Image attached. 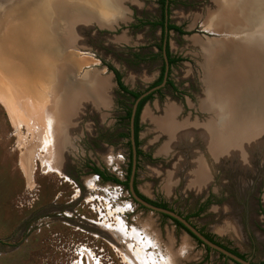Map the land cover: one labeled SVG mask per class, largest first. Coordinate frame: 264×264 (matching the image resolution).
<instances>
[{
	"label": "rangeland",
	"instance_id": "rangeland-1",
	"mask_svg": "<svg viewBox=\"0 0 264 264\" xmlns=\"http://www.w3.org/2000/svg\"><path fill=\"white\" fill-rule=\"evenodd\" d=\"M155 2L125 0L119 21L96 26L85 24L89 16L82 12L72 23L69 0H0V90L8 99L5 104L0 98V264H92V259L127 264L97 225L103 219L113 225L107 211L126 203L130 209L116 213L126 229L145 230L163 257L173 255L171 264H233L207 254L170 219L138 206L122 187L88 171L94 166L107 176L125 178L130 152L125 115L133 101L118 91L112 70L132 91L143 92L156 81L160 30L148 24L159 20ZM229 13L245 30L237 22L233 24L239 29H233ZM169 17L182 30L169 32L170 55L177 60L169 70V85L140 108L135 186L145 197L188 217L196 229L253 262H263L264 139L216 154L196 126L185 125V138L165 147L166 134L155 121L170 107L179 124L212 122L211 129L220 135L232 128L218 97L211 95L215 103L207 105V79L215 62L232 58L229 43L245 46L260 40L264 48V2L172 0ZM40 94L44 105L36 114L33 102ZM74 94L81 98L80 109L65 123L64 104ZM254 98L255 104L246 95L236 106L226 105L227 110H241L235 125L243 123L246 112H264V92ZM50 111L52 145L43 140ZM197 159L205 170L198 186L190 182ZM47 161L60 173L50 170Z\"/></svg>",
	"mask_w": 264,
	"mask_h": 264
},
{
	"label": "bare ground",
	"instance_id": "bare-ground-1",
	"mask_svg": "<svg viewBox=\"0 0 264 264\" xmlns=\"http://www.w3.org/2000/svg\"><path fill=\"white\" fill-rule=\"evenodd\" d=\"M262 1L264 2V0ZM229 14L231 16L230 21L232 22L230 23L231 26H233V29L237 26V24H239V26L243 25L242 28L245 30V24H243L242 22L240 23V21L235 18L234 14ZM234 22H237V24H233ZM237 29L239 28L236 27V30H234L237 31ZM240 30L242 31V29ZM258 30H262V27H259ZM261 34L264 35V28ZM234 35L235 34H233V36ZM229 44L230 45L228 46L231 49L230 53L232 58L228 61H224L223 64L220 62H215L217 63V66L215 65L216 68L212 71V73L210 72L212 78L209 77L207 79L209 81L208 92L210 95L209 99L207 96V105L215 103L214 98L216 97H218L217 100H219L220 98H222V96H227L230 97V102L233 103L234 106H236L238 101L240 102L246 95H248L252 101L255 99L254 97L258 95V93L264 92V48L261 45V41L257 40L252 44H246L245 46L237 44L236 42H231ZM256 79H260V84L256 83ZM98 88H101V86H99ZM94 93H96L95 90ZM211 95H214L216 97H211ZM41 96L42 95L40 94L38 100H33L34 111L36 114H41L43 110L42 107L44 104L42 102ZM96 97H99V95ZM80 101L81 98L79 94H74L70 101L67 102V104H64L63 112L65 117L63 118L64 120H62L65 121V123H67V121L69 122L71 118H75L78 110L80 109ZM252 104L255 103L252 101ZM61 105L63 106V104ZM174 114L175 111L173 110V108L169 107L165 111L164 116L159 120L156 119L155 121L158 128H160V130L166 134L167 140L165 147H172L175 141H178L177 139L185 138L184 136L188 132H184L183 130L185 128V125L192 127L196 126L197 132L200 133L199 135L207 143L210 151L215 152L216 154H218V152H224L227 149H229V151H240L245 145L249 146V143L251 141L253 142L255 140L258 141L260 139H264V122L262 121L263 116L261 114L257 115L258 113L255 112V109L251 110L249 114L246 112V117H242L243 119L248 118V120H244L243 123L240 122L238 123V125L232 126L230 130L228 129V131H224L222 133L223 135H220L219 131L215 132L216 129L214 131L213 129H211L213 126L212 122L209 124L207 123L208 125H197L187 122L179 124L177 123V121H175ZM53 125L54 117L51 112L50 119L45 126V134L47 136L43 139L45 140V144L52 145ZM233 141H235V143ZM52 158L53 157H51V159ZM47 164L50 170L60 173L57 168L52 167L50 161ZM176 166L177 165L174 166V169ZM191 171L193 172H191L193 176L190 182L197 186L202 185L205 180V170L204 167H202L201 160L197 159V161L194 162L191 167ZM86 187H89L88 189L90 190L92 188L91 182H86ZM129 209L130 205L126 203L122 207H119L113 211H107L108 216L114 217L116 222L112 225L109 222L107 223L106 219H103L101 222L97 223L98 227L100 228V230L108 234L109 240H111V243L114 244V247L122 253L123 260L127 264H171V257L173 255H170L169 253L168 255L163 257V254L160 252L158 246L156 245L157 242H154V240L144 232L145 230H138L135 227L126 229V224L122 216L117 215L116 213L122 214L124 211ZM121 244L123 246H121ZM82 255H86V258L88 256L87 259H90V257L92 258V255L88 254V252L85 251ZM90 261L92 262V264H97L94 262L96 261L94 259Z\"/></svg>",
	"mask_w": 264,
	"mask_h": 264
},
{
	"label": "flooded vegetation",
	"instance_id": "flooded-vegetation-1",
	"mask_svg": "<svg viewBox=\"0 0 264 264\" xmlns=\"http://www.w3.org/2000/svg\"><path fill=\"white\" fill-rule=\"evenodd\" d=\"M171 3H172V0H162V4L160 3V0H156L155 4H157V5L159 6V11H160L159 20L156 21V22H151V23L148 22L149 25H151V26H153V27H158L159 30H160L159 43L157 44V46H156V45H154V46H156L157 49H158V51H159L160 53H162V55L160 56V58H161L162 60H161V65H160V67H159V75H158V77L162 76V77H161V82H162V80H163V75H164L165 71H167V74H166V80H165L164 85H169L168 74H169L170 67H171V65H172V64H169V60L172 59V56L170 55V51H169V42H168V39H169V32H170V31H174V30H171V29H168V28H167L168 25H173V24L170 23V20H169V19H170L169 15H170V6H171ZM174 26H176V25H174ZM176 27H178V28L180 29V31L182 32V30H181V28H180L179 26H176ZM174 32L179 33V32H177V31H174ZM112 73H113V71H112ZM113 76H114V73H113ZM158 77H157V79H158ZM157 79H156V80H157ZM119 81H120V79H119ZM114 82H115V85H116L118 91L121 92V94L126 95L128 98H131L132 101H134V99H133V98H132L127 92H125V91L119 89V87H118V85H117V83H116V80H115V76H114ZM155 82H156V81H155ZM155 82H154V83H155ZM161 82H160V83H161ZM120 83H121V82H120ZM154 83H152V85H150L148 88H146L143 92H145V91H147V90H149V89H151V88H153V87H156V86H158V85L160 84V83H159L158 85H154ZM121 84H122V83H121ZM122 85H123V84H122ZM123 86H124V85H123ZM124 87H125V86H124ZM160 89H161V87L158 88V89H156V90H153L152 92H150L151 95H152L154 92H158V90H160ZM126 90H127V91H131V92H136V91L129 90V89H127V88H126ZM143 92H136V93H139V95H140V94L143 93ZM150 93H149V94H150ZM135 99H136V98H135ZM141 99H142V98H141ZM139 101H140V100H139ZM139 101L136 103L134 110H133L132 108H130L129 111H126V113H127V112L130 113L129 116L126 117V115H125V117H126L125 119H128L129 122H130L129 136H128V145H129V148H130L128 165H130V170H131V162H132V149H131L132 145H133V148H134V155H135V173H134V178H133V181H132V188H133L134 193H135L140 199H142L143 201H145L146 203H148V204H150V205H152V206H155V207H158V205H163L164 208H162V207H158V208H162V209H167V210L173 211V210L169 209L165 204L160 203V202H155V201H153V200H151V199L145 197L144 195H142L141 193L138 192V190H137V188H136V186H135L136 166H137L138 156H140V151H139V149H138V139H137V131H138L137 120H136V122H135V120H134V116H135V111H136V108H137V105H138ZM133 103H134V102H133ZM132 107H133V104H132ZM137 118H138V117H137ZM75 126H76V125H75ZM75 126H74V124L71 125V127H75ZM135 127H137L136 130H135ZM75 128H76V127H75ZM118 137L122 138L123 135H122V134H119ZM130 137H132V142H131V140H130ZM137 153H138V154H137ZM128 165H127V167H128ZM126 169H127V168H126ZM88 171H89L90 173L94 174V178H99L100 181L111 182V183H113L114 185H117L118 187H122L124 190L127 191L130 200H131L133 203L137 204V203L131 198V196H130V194H129V190H128V183H129L130 172H129V176H128V178H127V182H126V184H124L125 178H124L123 180H121V179H119V178H117V177H114V176H107V175H105L101 170H99L97 167L90 166V167H88ZM125 175H126V174H125ZM103 176L114 178V179H116L118 182L115 183V182H112L111 180H103ZM137 205L140 206L139 204H137ZM140 207H142V206H140ZM142 208H144V207H142ZM144 209H146V208H144ZM174 212H175V211H174ZM176 213H177V212H176ZM177 214H178V213H177ZM160 215H161V214H160ZM178 215H180V214H178ZM162 216H164V215H162ZM180 216H182V215H180ZM164 217H166V216H164ZM182 217L184 218V216H182ZM168 219H169V218H168ZM171 221H172V220H171ZM187 221H188V220H187ZM188 222H189V221H188ZM197 230H198V229H197ZM198 231L201 233V235H202L205 239H207L208 241H210L211 243H213L214 245H216V246L219 247L220 249L224 250L225 252H227V253H229V254H232V255H234V256H237V257H239V258H241V259H244V260L247 259V258L244 257L243 255H241L240 253H238L236 249H234V248L228 246L227 244H225V243H223V242H220V241L215 240L212 236H210V235H208V234H206V233H204V232H202V231H200V230H198ZM185 233H187V232L185 231ZM187 234H188V233H187ZM188 235H189V236H190V237H191V238H192V239H193L198 245H201V246L204 248V250H205V252H206L207 254H208L209 252H214V253L217 254V256H218L220 259H222V260H227V261L232 262L228 257H226L225 255H223L222 253H220V252H218V251H216V250H214V249L208 248L205 244H203V243L200 242L199 240L195 239V238H194L193 236H191L190 234H188ZM197 241H198V242H197ZM237 254H238V255H237ZM240 256H241V257H240ZM250 261H251L253 264L264 263V261H263V262H258V263L253 262L252 260H250ZM232 263H233V264H236V263H234V262H232Z\"/></svg>",
	"mask_w": 264,
	"mask_h": 264
},
{
	"label": "water",
	"instance_id": "water-1",
	"mask_svg": "<svg viewBox=\"0 0 264 264\" xmlns=\"http://www.w3.org/2000/svg\"><path fill=\"white\" fill-rule=\"evenodd\" d=\"M166 74H167V71H165L164 75H163V80L162 82L156 86V87H153L143 93H141L136 99H134V103H133V107L132 109L134 110L135 108V105L136 103L143 97H145L146 95H148L150 92H152L153 90H156L160 87H162L165 83V80H166ZM223 97H226V96H222ZM222 98L219 99L220 104H223L222 108H223V111L225 112V115L227 114V119L229 120V122H231V124H233V126L235 125L234 123L236 122L235 121V118H236V115H238L239 112H241V110L237 111V112H234V110H232L230 107H228V110L226 107V105H232L233 103H231V99L230 97H227V99L225 100V102L222 101ZM229 98V100H228ZM218 101V102H219ZM223 102V103H222ZM263 106H264V103H263ZM260 107V106H259ZM261 109V107H260ZM249 111V110H248ZM263 118H264V112L263 110L261 109V111L259 112ZM260 114H257V115H260ZM232 119H231V118ZM246 117V116H245ZM243 120H247V119H243ZM229 126V125H228ZM130 140L132 142V137H130ZM132 149V162H131V170H130V177H129V183H128V190H129V194L131 196V198L137 203L139 204L140 206L152 211V212H155V213H158V214H161V215H164L166 216L167 218H169L170 220H174L176 221L177 223H179L183 230L186 231L188 234H190L191 236H193L195 239L199 240L200 242H202L203 244H205L208 248H211V249H214L220 253H222L223 255H225L226 257H228L232 262L236 263V264H253L249 258L247 259H241L237 256H234L232 254H229L227 252H225L224 250L220 249L219 247H217L216 245H214L213 243H211L210 241H208L207 239H205L201 233L195 228L193 227L187 220H185L182 216L178 215L176 212L174 211H170V210H167V209H162V208H158V207H155V206H152L148 203H146L145 201H143L142 199H140L133 191V188H132V181H133V178H134V173H135V155H134V148H133V145L131 147Z\"/></svg>",
	"mask_w": 264,
	"mask_h": 264
},
{
	"label": "crops",
	"instance_id": "crops-1",
	"mask_svg": "<svg viewBox=\"0 0 264 264\" xmlns=\"http://www.w3.org/2000/svg\"><path fill=\"white\" fill-rule=\"evenodd\" d=\"M123 1L125 0H69L67 13L73 17L74 22L72 23L76 22L77 14L82 12L86 16H89V18L86 17L85 24L107 26L121 19L123 9L120 10L119 6ZM0 98L3 100V103H8L7 97L1 90Z\"/></svg>",
	"mask_w": 264,
	"mask_h": 264
},
{
	"label": "trees",
	"instance_id": "trees-1",
	"mask_svg": "<svg viewBox=\"0 0 264 264\" xmlns=\"http://www.w3.org/2000/svg\"><path fill=\"white\" fill-rule=\"evenodd\" d=\"M160 3L162 4V0H160ZM167 28H168V29H171V30H174V31H177V32H179V33H182V32L180 31V29H179L178 27L174 26V25H168ZM176 60H177V59H170V60H169V64H173ZM108 68H109V67H108ZM109 70H111V69L109 68ZM112 71H113V70H112ZM113 73H114L115 80H116V83H117L119 89H121V90L127 92V93H128L133 99H135V98H137V97L139 96V93L131 92V91H127V90H126V87H124V86L120 83L118 74H117L115 71H113ZM161 77H162V76L158 77V79L156 80V82L154 83V85H158V84L161 82ZM150 96H151V93L148 94V95H146V96L143 97L142 99H140V101H139V103H138V105H137L136 111H135V116H134V120H135V122H136V120H137V117H138V114H139V111H140V108H141L142 104L144 103V101H146L148 98H150ZM129 114H130V113L127 112V113H126V117H128ZM136 129H137V127H135V130H136ZM137 154H138V153H137ZM129 172H130V165H128V167H127V169H126V175H125V181H124V184H126V182H127V178H128V176H129ZM103 180H111L112 182H115V183L118 182V181H117L116 179H114V178H111V177H105V176H103ZM158 207H162V208H164L163 205H158ZM184 219L187 220L188 217H184ZM172 222H173L176 226L182 228V226H181L179 223H177L176 221L172 220ZM182 229H183V228H182ZM197 242H198V241H197ZM237 255H238V254H237ZM240 257H241V256H240ZM259 264H264V263H259Z\"/></svg>",
	"mask_w": 264,
	"mask_h": 264
}]
</instances>
